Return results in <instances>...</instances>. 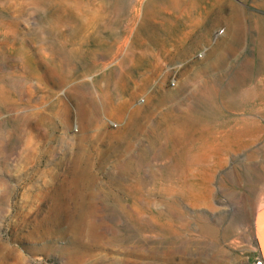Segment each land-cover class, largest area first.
<instances>
[{"label": "rangeland", "instance_id": "obj_1", "mask_svg": "<svg viewBox=\"0 0 264 264\" xmlns=\"http://www.w3.org/2000/svg\"><path fill=\"white\" fill-rule=\"evenodd\" d=\"M264 0H0V264H254Z\"/></svg>", "mask_w": 264, "mask_h": 264}, {"label": "water", "instance_id": "obj_2", "mask_svg": "<svg viewBox=\"0 0 264 264\" xmlns=\"http://www.w3.org/2000/svg\"><path fill=\"white\" fill-rule=\"evenodd\" d=\"M251 223L253 237L257 244L256 256L264 260V195L252 208Z\"/></svg>", "mask_w": 264, "mask_h": 264}, {"label": "built area", "instance_id": "obj_3", "mask_svg": "<svg viewBox=\"0 0 264 264\" xmlns=\"http://www.w3.org/2000/svg\"><path fill=\"white\" fill-rule=\"evenodd\" d=\"M254 264H264V260L262 258H256Z\"/></svg>", "mask_w": 264, "mask_h": 264}]
</instances>
